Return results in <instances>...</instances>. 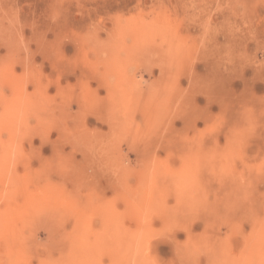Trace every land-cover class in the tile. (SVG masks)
I'll return each mask as SVG.
<instances>
[{"label":"rangeland","instance_id":"rangeland-1","mask_svg":"<svg viewBox=\"0 0 264 264\" xmlns=\"http://www.w3.org/2000/svg\"><path fill=\"white\" fill-rule=\"evenodd\" d=\"M0 264H264V0H0Z\"/></svg>","mask_w":264,"mask_h":264},{"label":"bare ground","instance_id":"bare-ground-1","mask_svg":"<svg viewBox=\"0 0 264 264\" xmlns=\"http://www.w3.org/2000/svg\"><path fill=\"white\" fill-rule=\"evenodd\" d=\"M241 4V3H240ZM243 5H244V3H243ZM242 5V6H243ZM249 8H250V6L248 7H243L242 9L241 8H239L238 10H239V14H241L240 16H239V22H240V25L242 26H244L245 24H246V20H247V18H246V16H249L250 14H251V12L252 11H250L249 10ZM251 9V8H250ZM252 10V9H251ZM239 27V26H238ZM239 29H240V27H239ZM242 32V31H241ZM245 34V33H244ZM250 35V36H249ZM251 26L249 25V29H248V37L251 39ZM253 35H254V33H253Z\"/></svg>","mask_w":264,"mask_h":264}]
</instances>
